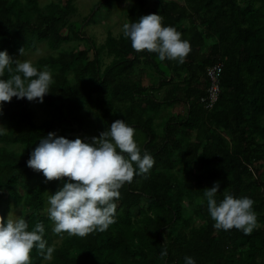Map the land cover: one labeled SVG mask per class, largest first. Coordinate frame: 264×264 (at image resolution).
<instances>
[{
    "label": "trees",
    "instance_id": "obj_1",
    "mask_svg": "<svg viewBox=\"0 0 264 264\" xmlns=\"http://www.w3.org/2000/svg\"><path fill=\"white\" fill-rule=\"evenodd\" d=\"M74 1L41 6L38 0H0V50L16 60L21 48L34 52L45 43L50 54L33 65L50 70L54 80L37 103L42 122L24 98L0 108L6 128L0 135V217L16 209L29 230L43 223L44 239L54 248L50 260L33 249L32 264H184L185 256L196 264H264V0H153L149 7L140 0L128 6L125 23L158 13L163 25L181 32L191 46L182 64L136 52L123 33L109 32L97 46L84 30L110 0H101L81 22L73 20ZM74 41L84 49H61ZM103 54L110 59L106 66ZM217 64L221 94L208 110L200 99L206 72ZM176 106L183 111L164 112ZM116 119L135 128L142 152L155 158L153 168L120 189L116 220L106 231L56 234L44 212L49 195L68 178L45 182L27 166L30 152L49 132L90 141ZM214 182L218 202L225 194L254 201L258 223L251 234L213 227L203 193Z\"/></svg>",
    "mask_w": 264,
    "mask_h": 264
},
{
    "label": "clouds",
    "instance_id": "obj_2",
    "mask_svg": "<svg viewBox=\"0 0 264 264\" xmlns=\"http://www.w3.org/2000/svg\"><path fill=\"white\" fill-rule=\"evenodd\" d=\"M124 37L131 41L136 52L156 53L160 61L185 62L191 52L190 42L172 26L163 25L158 13L141 16L138 21L124 23ZM23 55V48L19 50ZM9 78H4L5 73ZM54 83L50 70H38L29 60H13L7 50H0V108L3 103L27 99L43 103ZM207 89V87H206ZM6 128L0 126V135ZM136 130L123 119L114 120L107 130L90 141L74 140L49 132L41 138L29 154L27 166L42 173L45 182L68 178L62 187L48 197V218L53 231L62 235H78L106 231L115 223L120 189L131 184L135 176L147 177L155 158L135 139ZM220 185L214 182L203 195L207 209L217 230L237 229L245 235L257 226L254 201L247 196L225 194L217 201ZM45 228L38 222L29 230L23 216L0 217V264H32L30 253L36 249L45 259H52L54 248L44 239ZM167 256V249L160 252ZM184 264H196L193 257L185 256Z\"/></svg>",
    "mask_w": 264,
    "mask_h": 264
},
{
    "label": "rangeland",
    "instance_id": "obj_3",
    "mask_svg": "<svg viewBox=\"0 0 264 264\" xmlns=\"http://www.w3.org/2000/svg\"><path fill=\"white\" fill-rule=\"evenodd\" d=\"M54 0H38L41 6H44ZM101 0H75L74 5L76 7L77 16L73 19L74 21L81 22L83 18L90 14V11L94 8L96 4H98ZM140 0H110L109 4L100 5L97 7V14L94 18V21L89 24L84 33L86 37L91 38L95 41L96 45L99 46L104 43L107 37V33H111L113 37H118L122 34V26L125 23V16L124 11L128 6L138 3ZM153 0H143V3L146 6H151ZM83 42H71L68 45L62 46L61 49L63 50H81L84 49ZM50 54V51L45 43H41L37 45L36 50L34 52L23 53L21 56L20 54L17 56V59L21 61L29 60L33 64L37 62L40 58L46 57ZM90 54V58H91ZM110 63V59L105 57L103 54V64L104 66ZM142 85L148 87L150 82L146 77H141ZM31 108L35 110L36 121L38 123L45 120V116L42 112V109L38 106L37 102H30ZM163 108V107H162ZM39 109L41 113H38L36 110ZM183 108L180 106H176L174 108H167L164 110L165 113H181ZM1 126V124H0ZM228 137V136H227ZM225 136V138H227ZM186 207V204L184 203ZM185 212V211H184ZM183 212V214H184ZM135 214L136 212L133 211ZM19 214V211L16 209H12L11 213L8 215V218H16ZM44 214L48 215L47 209L45 210ZM185 215V214H184Z\"/></svg>",
    "mask_w": 264,
    "mask_h": 264
},
{
    "label": "built area",
    "instance_id": "obj_4",
    "mask_svg": "<svg viewBox=\"0 0 264 264\" xmlns=\"http://www.w3.org/2000/svg\"><path fill=\"white\" fill-rule=\"evenodd\" d=\"M221 74H222V66L217 64L211 68H209L206 72L207 76V89L205 96L200 99V101L206 105V109H213L215 104L218 102L220 94H221Z\"/></svg>",
    "mask_w": 264,
    "mask_h": 264
}]
</instances>
